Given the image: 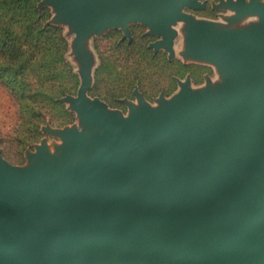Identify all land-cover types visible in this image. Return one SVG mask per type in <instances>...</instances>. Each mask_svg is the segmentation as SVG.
Masks as SVG:
<instances>
[{"label":"water","instance_id":"95a60500","mask_svg":"<svg viewBox=\"0 0 264 264\" xmlns=\"http://www.w3.org/2000/svg\"><path fill=\"white\" fill-rule=\"evenodd\" d=\"M81 32L141 20L171 46L183 5L198 0H64ZM232 22L261 15L264 0L223 3ZM199 27L193 54L226 77L187 86L132 117L84 95L103 131L44 142L17 166L0 152V264H264V25L244 40Z\"/></svg>","mask_w":264,"mask_h":264},{"label":"rangeland","instance_id":"374dc122","mask_svg":"<svg viewBox=\"0 0 264 264\" xmlns=\"http://www.w3.org/2000/svg\"><path fill=\"white\" fill-rule=\"evenodd\" d=\"M63 2L64 0H53ZM181 11L190 19L171 22V46L164 36L141 20L81 32L84 20L76 8L64 11L51 0H0V152L12 164L29 163L28 152L46 142L55 151L68 143L57 130L77 127L83 140L103 131L92 114L84 112L82 95L103 101L110 110L132 117V104L141 113L158 109L161 98L175 99L187 86L203 89L211 81L225 82L219 64L191 51L199 27L223 26L217 37L229 34L244 40L237 29L261 15L232 22L235 12L219 0H198ZM217 12H216V11Z\"/></svg>","mask_w":264,"mask_h":264},{"label":"flooded vegetation","instance_id":"af4514ba","mask_svg":"<svg viewBox=\"0 0 264 264\" xmlns=\"http://www.w3.org/2000/svg\"><path fill=\"white\" fill-rule=\"evenodd\" d=\"M210 1V0H209ZM215 1V0H214ZM220 1V5H221V7L222 8H227V9H232L231 7H229V6H224V5H222L223 3H229L230 1H232V2H239L240 0H219ZM248 1V0H247ZM216 11V10H215ZM217 12V11H216Z\"/></svg>","mask_w":264,"mask_h":264}]
</instances>
